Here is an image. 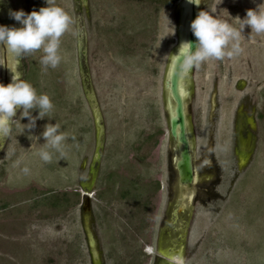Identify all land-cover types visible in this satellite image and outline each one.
I'll return each instance as SVG.
<instances>
[{
	"label": "rangeland",
	"instance_id": "374dc122",
	"mask_svg": "<svg viewBox=\"0 0 264 264\" xmlns=\"http://www.w3.org/2000/svg\"><path fill=\"white\" fill-rule=\"evenodd\" d=\"M6 1L11 10L26 13L47 6L46 0ZM179 1L89 0L84 10L88 62L106 128L92 196L103 264H149L142 247L154 246L169 176L165 79L178 50ZM262 2L201 0L200 10L239 29L237 16ZM50 3L62 7L72 23L60 37L55 68L41 65L42 50L16 60V73L37 95L47 94L53 108L32 129L18 109L0 144V264H93L81 203L97 132L80 74L74 0ZM239 43V54L209 58L187 79L198 183L215 195L193 208L183 264H264V33L245 26ZM250 91L263 113L246 156L232 149L225 127L229 102L234 109ZM48 123L60 125L66 139L62 154L46 149L51 160L45 162L39 153ZM207 151L216 165L200 164L203 155L211 160ZM122 189L132 191L121 195ZM199 195L208 194L200 189Z\"/></svg>",
	"mask_w": 264,
	"mask_h": 264
},
{
	"label": "clouds",
	"instance_id": "9594fccd",
	"mask_svg": "<svg viewBox=\"0 0 264 264\" xmlns=\"http://www.w3.org/2000/svg\"><path fill=\"white\" fill-rule=\"evenodd\" d=\"M189 2L198 5L201 0ZM46 4L47 6L40 7L38 11L27 13L23 9H10L9 16L19 22L20 26L0 25V47L14 57L42 50L40 63L45 69L55 68L60 63V37L72 23L71 17L62 7L50 3V0H46ZM237 18L239 29L209 11L198 12L190 22V30L196 39L183 41L173 55L185 73L209 58L220 60L239 54L240 36L245 26L250 27L251 32L256 34L264 33V2L255 9H247L243 18ZM52 108L53 104L47 94L37 95L31 83L22 79L19 73L13 74L10 83H0V142L9 137L18 109L20 117L28 118V123L24 124L26 128L32 129L36 126V120L44 118ZM32 109H38L36 116L32 115ZM59 129L60 125L48 123L41 132V136L45 138V150H41L39 155L45 162L51 160V154L46 149H54L62 154L66 136ZM23 171L27 172L28 168L25 167Z\"/></svg>",
	"mask_w": 264,
	"mask_h": 264
},
{
	"label": "water",
	"instance_id": "95a60500",
	"mask_svg": "<svg viewBox=\"0 0 264 264\" xmlns=\"http://www.w3.org/2000/svg\"><path fill=\"white\" fill-rule=\"evenodd\" d=\"M89 0H74L76 13V26L78 31V61L82 83L86 96L90 103L96 126V145L91 163V185L93 186L97 179V162L102 156V149L105 145V124L104 118L97 100L95 88L91 78V71L88 62V32L85 25L84 8L88 6ZM188 6V20L184 21L183 12ZM179 7L181 10V21L179 28L188 27L187 33H179L178 46L183 41H194L196 38L190 30V22L195 19L200 11V3H190L189 0H180ZM187 8V7H186ZM10 5L6 0H0V25L19 27L17 21L9 16ZM3 51V81L2 83H10L13 74L17 72V57L12 56L2 47ZM178 51V50H177ZM174 55V54H173ZM193 69L185 73L180 66L179 61L172 56L168 66L165 88L166 103L168 110L169 131L176 141L177 156L176 168L179 176L181 187L189 186L197 179V171L195 168L194 143L191 133L189 105L188 100L192 94L191 87L187 79L190 78ZM1 144V142H0ZM93 207L92 197L88 192L81 203V219L83 228L87 237L88 247L93 264H103L101 260L98 240L93 230ZM159 264H181L173 262L169 259H162Z\"/></svg>",
	"mask_w": 264,
	"mask_h": 264
},
{
	"label": "flooded vegetation",
	"instance_id": "af4514ba",
	"mask_svg": "<svg viewBox=\"0 0 264 264\" xmlns=\"http://www.w3.org/2000/svg\"><path fill=\"white\" fill-rule=\"evenodd\" d=\"M86 8H84V10ZM176 52H174V54ZM232 108L233 107L231 106V102H229L225 127L227 131V139L229 138L228 142L232 144V149L248 156L253 152L254 149L257 119L263 113L262 104L260 101H258V99H254V96L250 91V93H247L242 98V100L234 107V109ZM169 136L171 146L168 148L169 176L166 187V199L163 203L162 215L160 217L154 246H152L151 244H145L142 247L149 264H159L162 259H169L173 262L183 264L182 258L185 250V239L187 237V233L190 231V219L193 213V208L199 201L204 203L205 200L210 199L209 197H214L215 195V193L212 194L208 188H204V183H198L200 180L198 175L196 181H194L191 185L181 187L176 168V141L171 136L170 131ZM207 152L209 153L211 160L205 162L204 160L206 159V157L205 155H203L200 159V164L203 166H209L210 164L216 165L217 161H215L214 155L210 153V151ZM91 163L89 167L88 178H91ZM99 163L100 161L97 162L96 166L97 179L99 175ZM198 184L200 185V188L198 187ZM90 185L91 181L89 185L82 184V188L85 189L82 198L88 192H90L91 197L93 196L95 191L93 189H90ZM105 189L106 188H104L103 190ZM160 189L162 190V187ZM200 189L202 192H205L208 195H204V198L200 196ZM131 191L132 190L127 191L126 189H122L121 195H124L125 193ZM102 196H104V194L100 192V198H103ZM216 198H218V196Z\"/></svg>",
	"mask_w": 264,
	"mask_h": 264
},
{
	"label": "bare ground",
	"instance_id": "6f19581e",
	"mask_svg": "<svg viewBox=\"0 0 264 264\" xmlns=\"http://www.w3.org/2000/svg\"><path fill=\"white\" fill-rule=\"evenodd\" d=\"M186 7H185V10L183 12V19H184V21H187L188 20V16H189V11H188L189 8H188V6H186ZM187 29H188V27L180 28V32L182 33V35L185 34V33H187ZM11 81H12V77L10 79V82Z\"/></svg>",
	"mask_w": 264,
	"mask_h": 264
}]
</instances>
